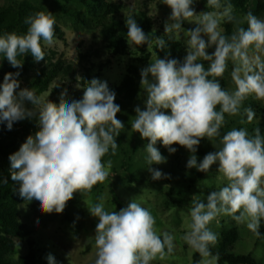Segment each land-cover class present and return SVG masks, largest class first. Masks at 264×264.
I'll return each mask as SVG.
<instances>
[{
  "label": "clouds",
  "instance_id": "1",
  "mask_svg": "<svg viewBox=\"0 0 264 264\" xmlns=\"http://www.w3.org/2000/svg\"><path fill=\"white\" fill-rule=\"evenodd\" d=\"M161 3L171 9L164 24L165 35L169 40H177L181 33L188 37L184 42L187 54L183 62L158 57L142 69L140 84L146 94L145 109L135 107L131 128L149 141L144 150L152 180L169 178L151 167L167 162L155 146L158 141L170 154L177 151L173 144L188 150L189 169L208 173L212 165L219 164L218 172L227 183L211 192L206 203L192 196L188 209L190 230L183 236L200 254L199 264H217L219 254L214 255L211 248L218 242V233L209 225L218 217L226 215L237 223H246L257 238L261 237L264 135L258 127L254 135L245 128H233L221 136L220 129L227 123L225 114H244L249 122L253 120V109L243 107L249 96L264 101V19L251 11L238 19L234 5L221 0H207V6L215 11L199 14L193 6L196 0H161ZM184 21L194 22L196 27L185 30ZM222 21L237 25L230 36L220 27ZM245 22L247 28L239 26ZM25 23L29 25L26 34L0 35V56L13 68H22L23 60L18 57L29 53L36 62L44 60L41 41L47 46L54 42L56 18L50 11H38L27 17ZM125 23L129 44H147L150 50L153 46L150 34L132 16ZM155 45L164 50L166 41L156 36ZM213 46L215 50L209 54L207 49ZM229 60L233 62L231 78L235 91L222 88L218 79L223 77ZM199 61L210 62L207 69ZM19 76V71L6 73L0 84V123L6 122L11 130L14 122L36 118L39 130L9 156L11 179L19 183L18 195L23 200L39 201L42 213L60 214L74 193L91 192L95 185L108 179L112 161L105 163L103 157L110 152L115 155L119 147L115 138L125 129L117 119L121 109L114 102L115 92L106 81L97 78L87 82L79 100H66L64 89L57 105L48 99L50 93L38 96L34 89L21 88ZM26 102L32 107H26ZM162 109L170 110L171 114ZM204 138L209 141L219 138L221 146L198 162L195 153ZM0 183L6 184L7 180ZM96 200L87 206L90 214L98 218L94 264H150L172 255L174 236L167 231L158 233L155 217L135 198L118 212L106 210L103 195ZM47 260L48 264H56L50 253Z\"/></svg>",
  "mask_w": 264,
  "mask_h": 264
},
{
  "label": "rangeland",
  "instance_id": "2",
  "mask_svg": "<svg viewBox=\"0 0 264 264\" xmlns=\"http://www.w3.org/2000/svg\"><path fill=\"white\" fill-rule=\"evenodd\" d=\"M15 1L20 0H0V6H7ZM28 1L55 15L56 23L65 32V41L54 40L52 45L45 46L47 49L56 51L59 57L61 56L63 59L74 63L78 71L76 76L78 82L89 73L91 79L97 78L101 81H106L109 89L113 90L127 73L129 65L136 64L146 68L149 66V63L157 58L153 48L150 50H148V47L144 48L146 44L140 46L129 44L130 54L127 56H113L107 53L101 40L95 39L96 36H98L97 32H93L86 27L78 29L75 27L73 19L68 16L66 10H73L81 13H83L84 10L82 6L75 4L71 0ZM110 1L122 6L117 14L119 18L125 19L133 14H137L141 17L146 16V18L151 19L153 29H155L154 33L159 34V37H163L165 41L169 40L164 32V24L171 15V9L167 5L161 3V0ZM193 6L197 14L204 12V6L201 0H196ZM244 15L245 14L238 15L237 18H242ZM257 17L264 19V14ZM224 22L225 21L221 22L220 27L224 30L225 34ZM169 23H171V21H169ZM239 26L247 28L248 25L245 22ZM195 27L196 24L194 22L184 21L182 23V28L185 30H191ZM236 27L237 25L234 27V31ZM203 38L207 42L208 38L206 36ZM186 39H188V37H185L184 34L181 33V35L177 36V40H174L181 45L182 60L187 54L186 44L184 43ZM214 50L215 46L207 49L209 54L214 52ZM147 55H149L148 60L141 63L139 59ZM262 59H264V56H262ZM199 63H202L207 69L210 62L199 61ZM232 70L233 62L229 60L227 70L223 77L218 78L219 80L224 79L227 81L229 91H235L236 89L231 78ZM1 77L0 72V78ZM24 78L25 77L19 79L21 88H24L26 85ZM209 78L211 79V77ZM149 79H152L151 74H149ZM2 83L3 80L0 79V84ZM84 87L85 86L80 85L78 88L77 84L72 85V89L67 93L65 99H81ZM46 94L47 93H44L43 95L46 96ZM145 99L146 94L141 88L137 100L129 106L128 110L117 113V119L123 122L125 132L120 142H116L119 147L116 150L118 154L113 157L114 159L110 158L108 155L103 157L105 163L108 160L112 161V167L109 169L110 175L104 183H99V188L94 192L91 191L79 196H73L72 203L67 211V216L55 212L51 214L42 213L40 206L36 205L34 201H26L20 205V219L24 224L29 226L32 235L24 243H20L17 246L12 252V259L17 260L28 254L30 242H33L35 244L34 248L40 250L38 256L43 262L48 263L47 255L50 253L55 257L56 264H94L96 259L94 235L98 218L90 214L87 206L96 203V197L103 195L106 201V210L117 212L127 207L130 201L135 198L143 207L149 209L155 217V227L158 233L167 231L174 236L173 243L175 248L172 255L164 260L157 258L151 261L150 264H193L196 251L183 240L185 233L190 230L188 225L191 223V220L188 215V209L191 206V198L195 195V197L204 200L206 203L207 196L211 192L217 191L219 188L225 186L227 181L223 178L222 174L218 172L219 164L217 163L211 166L202 183L190 189V174L187 172L184 176L186 181H183V173H181L180 169L176 168V155H179L181 162L185 166L190 156L184 151L185 148L178 144L172 145L177 151L174 154H170L167 148L163 146L162 141H158L155 146L161 154L167 158V162L163 164H152L151 167L160 170L164 174H168L169 178L152 180L151 173L147 170L149 165L146 163L145 158L147 153L144 150L149 141L147 139H142L140 133L134 132L131 128V122L136 115L134 109L139 106L144 110ZM251 102H256L262 107L264 113V101L257 100L254 96H249L248 99L244 101L243 107H250L249 105ZM26 107L31 108L32 105L26 102ZM162 111H164L165 114H171L170 110L162 109ZM241 117H243L242 114L236 116L226 115L225 120L227 123L234 121L235 123L231 125V128H235L241 124ZM253 121V123L257 125L264 124V118L261 115L256 119L253 118ZM14 124V136L17 138L18 143L21 144L26 141L29 135L34 136L39 130L36 118H26L22 121L14 122ZM243 124H246V122H243L242 125ZM261 130L263 132V129ZM248 132L250 134L249 130ZM220 146V143L218 144L215 140L209 141V153L215 152ZM133 148H136V150L134 151ZM127 151H134V153H130L129 156L133 158L131 170L137 177L143 179L148 178L154 182L138 185L136 183L131 184L128 181V173L125 174L122 168H119L125 156V152ZM171 170H175L173 175L169 174ZM169 179L172 180L171 183H169ZM169 188L174 189L173 197L175 199L182 198L186 205L173 207L169 202ZM232 226H236L240 232V240L233 247V252L235 254L252 255L256 260L264 263V237L257 238L252 231L248 229L246 223H237L230 216L223 215L209 225L213 232L218 233V237L222 229Z\"/></svg>",
  "mask_w": 264,
  "mask_h": 264
},
{
  "label": "trees",
  "instance_id": "3",
  "mask_svg": "<svg viewBox=\"0 0 264 264\" xmlns=\"http://www.w3.org/2000/svg\"><path fill=\"white\" fill-rule=\"evenodd\" d=\"M75 4L83 7L84 12H75L73 10H66L68 16H70L75 24V27L82 28L86 27L97 32L98 36L95 39L101 40L105 46L107 53L113 56H127L130 54L129 42L127 37L128 28L125 23V19H121L117 16L122 6L120 4L114 3L110 0H71ZM222 3L230 2L234 5V15L247 14L251 11L254 15L259 16L264 14V0H221ZM204 6V11H215L211 7H207V0H201ZM38 11L47 12L45 9L33 4L28 0L15 1L7 6H0V35L4 33L15 32L18 35L26 34L29 25L25 23L27 17L33 16ZM136 19L138 25L143 29L146 34H150V39L153 43L152 48L154 49L157 58H175L183 62L181 57V45L174 40H167L166 47L161 50L156 47L155 40L156 36L159 34L153 32V25L151 19L146 18V16L141 17L137 14L131 15ZM225 35L230 36L234 32V27L236 24L234 22L224 23ZM65 32L56 23L55 25V35L54 40L65 41ZM42 47L45 51V59L36 62L32 55L29 53L24 57H18V59L23 60L22 68H13L7 61L6 58L0 56V72L1 80L6 73L17 71L20 72L18 79L25 77L26 85L24 88L34 89L38 96L47 93L50 95L48 99L53 103L59 104L60 94L66 89L67 93L72 89V85L80 84L86 86L87 82L91 81V76L89 73L78 82L77 67L74 63L69 62L63 57H59L57 52L54 50L47 49L46 46L41 41ZM147 48V44L144 46ZM149 55L142 59H139L141 63L148 60ZM150 64V63H149ZM102 67V66H101ZM103 68V67H102ZM143 67L131 64L128 67L127 73L123 76L121 82L112 90L116 94L115 103L120 106L122 113L127 111L129 106L132 105L138 98L139 91L141 89V71ZM222 88L229 91L228 83L226 80H219ZM30 104V103H29ZM256 115L254 118H258L261 115L264 118V113L262 107H260L256 102H251L249 105ZM220 106H217L219 111ZM228 114H225V116ZM240 122L243 120L246 124L242 123L235 127L236 129L247 128L251 135H254V129L257 127L263 129L261 134H264V124L257 125L253 123L252 120L249 122L246 115L242 114ZM235 122L226 123L221 129V136L226 134L228 131L232 130L231 125ZM7 129L6 122L0 123V180H7L6 184L0 183V264H48L43 262L38 256L40 250L34 248L35 244L30 242L29 252L23 257L17 260L12 259V252L17 248L20 243H24L28 240L32 231L24 224L20 219V205L25 203L18 195L19 183L11 179V165L9 161V156L19 150L21 143H18L17 138L14 136L13 129ZM125 129L115 138L116 142H120L124 135ZM219 144V138L215 139ZM134 151L136 148H133ZM132 152H125V156L122 159L119 168H122L123 172L128 173V181L136 183L138 185L143 183H152L154 181L148 178H138L137 175L131 170L133 158L130 155ZM184 151L190 156L188 150ZM209 153V140L204 138L200 141L198 150L195 155L200 162L203 157ZM112 155L111 152L108 154L110 158L117 155ZM177 163L176 168L181 170L182 179L186 181L184 177L187 172L190 174L189 187L198 186L205 179L206 173L199 172L195 168H187L181 162L179 155H176ZM114 159V158H113ZM125 159V160H124ZM124 160V161H123ZM175 170H171L169 173L173 175ZM169 183L172 182L171 179L168 180ZM99 183L95 185L92 192L99 188ZM170 199L169 202L173 207H181L186 205L182 198L175 199L174 189L169 188ZM81 193L76 192L73 196H79ZM178 196V195H177ZM36 205H39V201L33 200ZM72 203V199L67 202L64 211L60 214L67 216V211ZM261 237H264V221L261 222L260 227ZM240 240V232L236 226L222 229L220 236L218 237L217 244L211 248L212 253L219 254L218 264H264L256 260L252 255L245 254H235L233 252V247ZM201 256L198 252H195L193 258V264H199Z\"/></svg>",
  "mask_w": 264,
  "mask_h": 264
}]
</instances>
